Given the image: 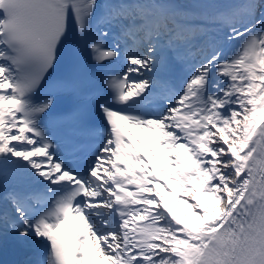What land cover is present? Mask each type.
<instances>
[{"label": "snow or ice", "instance_id": "6c2138e0", "mask_svg": "<svg viewBox=\"0 0 264 264\" xmlns=\"http://www.w3.org/2000/svg\"><path fill=\"white\" fill-rule=\"evenodd\" d=\"M258 8L264 0L220 13L228 28L220 42L240 40V46L229 56L213 46L191 65L180 93L149 113L153 81L145 73L157 70L162 41L176 46L207 30L160 0L110 4L106 22H120L126 42L145 52L127 51L122 74L107 82L113 98L98 108L109 134L82 173L58 156L42 127L52 98L34 102L33 94L55 64L69 20L82 36L90 30L96 0H0V167L20 169L43 186L7 197L17 236L48 244L37 264H90L91 252L108 264H264V11L257 16ZM108 35L99 32L89 45L97 61L120 57L118 45L104 47ZM164 156L165 167H155ZM161 175L195 203L176 198ZM160 187L187 206L195 223L176 214ZM2 219L8 222L7 212Z\"/></svg>", "mask_w": 264, "mask_h": 264}, {"label": "bare ground", "instance_id": "6f19581e", "mask_svg": "<svg viewBox=\"0 0 264 264\" xmlns=\"http://www.w3.org/2000/svg\"><path fill=\"white\" fill-rule=\"evenodd\" d=\"M185 1H187V0H185ZM214 1H216L217 3H220L222 5H224L223 7H221V9L219 11H226L227 9H229V8L232 7V6H229L228 4L230 2L233 3L232 0H205V2L207 4H204V6L206 7V11L208 12V13H206L207 15L208 14L215 15L214 10H213V8H214L213 4L215 3ZM231 5H234V3L231 4ZM197 9H199V8H197Z\"/></svg>", "mask_w": 264, "mask_h": 264}, {"label": "rangeland", "instance_id": "374dc122", "mask_svg": "<svg viewBox=\"0 0 264 264\" xmlns=\"http://www.w3.org/2000/svg\"><path fill=\"white\" fill-rule=\"evenodd\" d=\"M231 55V54H230ZM179 195V194H178Z\"/></svg>", "mask_w": 264, "mask_h": 264}]
</instances>
